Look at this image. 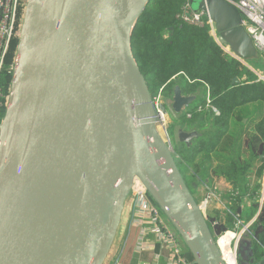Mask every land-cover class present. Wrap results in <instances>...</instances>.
Instances as JSON below:
<instances>
[{"label": "water", "instance_id": "1", "mask_svg": "<svg viewBox=\"0 0 264 264\" xmlns=\"http://www.w3.org/2000/svg\"><path fill=\"white\" fill-rule=\"evenodd\" d=\"M149 2L26 0L0 122V264H112L137 184L191 264H226L157 130L132 54V32ZM200 10L220 45L241 61L258 60L234 6L200 0ZM195 99L175 86L170 109L180 115ZM159 110L168 114L165 104ZM196 137L177 133L185 144ZM249 245L238 242V264H264Z\"/></svg>", "mask_w": 264, "mask_h": 264}, {"label": "trees", "instance_id": "2", "mask_svg": "<svg viewBox=\"0 0 264 264\" xmlns=\"http://www.w3.org/2000/svg\"><path fill=\"white\" fill-rule=\"evenodd\" d=\"M187 1L150 0L132 32V54L152 97L159 93L170 97L175 86L182 95L196 97L178 119L182 126L199 132L188 144L177 140V148L173 145L176 164L194 166L200 173L195 187L210 186L211 177L225 185L215 189L216 198L205 212L210 230L213 224L217 235L238 233L254 217L249 234L241 240L250 243L254 262L260 261L264 258V83L216 44L208 25L198 27L176 18ZM16 43L14 39L10 44L6 68L13 62ZM10 82L11 74L5 70L0 75V122ZM255 103L260 104L261 114L246 132L240 109ZM245 133L250 134L246 141ZM212 157L217 160L214 165ZM189 189L199 204L203 197Z\"/></svg>", "mask_w": 264, "mask_h": 264}, {"label": "built area", "instance_id": "3", "mask_svg": "<svg viewBox=\"0 0 264 264\" xmlns=\"http://www.w3.org/2000/svg\"><path fill=\"white\" fill-rule=\"evenodd\" d=\"M225 1L234 6L239 11L241 15V25L243 29L250 37L252 44L256 49L259 57H264V0ZM25 4L26 0H0V75L6 70L12 76V73L14 71V59L12 64L6 68L5 58L9 52L11 42L14 39H18ZM206 15V12L203 10L193 11L191 9L190 0H188L183 5V7L181 8V13L176 18L184 23L198 27L208 25L210 29V34L212 35V37H214L216 44L227 53V49H225V47L227 48V46H223L218 43L215 24ZM231 55L233 59L240 61L233 54ZM252 71L254 72V70ZM254 73L257 77V80L264 83V71L262 73ZM0 98H2L1 91ZM7 98L8 95L5 97V102L7 101ZM152 103L156 113L157 130L159 131L165 143L172 148L169 134L167 131V115H164L159 110V106L161 104H164L163 97L160 93L155 97H152ZM210 106L211 101L207 94L206 107L209 108ZM213 111L215 112V110ZM187 117H190V115H187ZM210 190L212 191H206V196L202 199V202L199 204L204 214L213 199L216 198L215 189ZM263 192L264 183L261 200L263 199ZM132 198L134 204L132 223L140 230L137 244L138 252H148L151 250V248H154L153 243L151 245L149 241L146 242V238L148 235H152L154 237V243L157 244V251L154 252L149 261H145L140 264H163V261H165V264H191V261H188L183 255L185 254V252L182 251L181 241L178 235L170 226V224H168L166 220L162 218L158 207L150 200L149 196L140 184H137L134 187ZM248 227L249 226L243 227L241 232L232 234V238L228 247L231 248L230 246L232 241L235 242L234 251L230 249L234 264H237L235 251H237L238 242L241 240V237L243 235L249 234ZM216 243L218 245V241ZM262 248L264 249V247ZM224 261L226 264H229L225 259Z\"/></svg>", "mask_w": 264, "mask_h": 264}, {"label": "rangeland", "instance_id": "4", "mask_svg": "<svg viewBox=\"0 0 264 264\" xmlns=\"http://www.w3.org/2000/svg\"><path fill=\"white\" fill-rule=\"evenodd\" d=\"M199 1L200 0H190V5H191V9L193 10V11H197V9H198V5H199ZM213 39H214V37H213ZM214 41H215V39H214ZM17 42H18V39H17ZM16 46H17V43H16ZM225 49H227V54L230 56V57H232V55L231 54H233V53H231V51L228 49V47L226 48L225 47ZM15 50H16V47H15ZM14 56H15V54H14ZM261 57V56H260ZM14 59V58H13ZM261 60H262V62H256V61H252V62H249L250 64H247L248 66H247V68L248 69H253L254 70V68H253V66H255V68H259V67H261V65H263L264 66V57H261ZM246 63H248V62H246ZM256 63V64H255ZM253 66H252V65ZM264 68V67H263ZM171 97L172 96H170V97H164L163 96V102H164V104L168 107V114L169 115H167V117H166V121H167V125H168V134H169V138H170V142H171V146H172V148H173V145L175 146V148H177V146H176V142H177V133L179 132V131H185V132H192V131H196V132H199V129L198 128H195V127H192V126H190V127H187V126H182L181 124H180V122H179V119H178V115H176L173 111H171V109H170V105H171ZM191 106H193L194 105V103H191L190 104ZM189 108V107H188ZM188 108H186V109H184V111L185 110H187ZM183 111V112H184ZM240 113H241V116L245 119V122H246V128H245V130H246V132L251 128V126L253 125V122H255L259 117H260V114H261V106H260V104H258V103H255V104H249V105H246V106H244V107H242L241 109H240ZM168 117H169V119H168ZM250 136V134L249 133H245V136H244V139H245V141L248 139V137ZM173 154H174V151H173ZM215 161H217L216 159L214 160V157H212V161H211V165H214V163H215ZM179 170H180V173H181V175H182V178H183V180L185 181V183H186V185L188 184L189 186H187L188 187V189L189 188H194V189H196V191H197V193L198 194H200V196H201V198L203 197H205L206 196V194H205V189L207 190V192H209V191H212V190H210V189H221V188H223L225 185L223 184V182L222 181H218V180H216L215 178H210V186H207V187H205L203 184H201L200 186H198V187H195V181L197 182V177H198V175L200 174L198 171H196V169H195V167L194 166H190V167H187V166H185V165H182V166H180V168H179ZM263 182H264V179H263ZM205 188V189H204ZM190 190V189H189ZM204 195V196H203ZM202 198V199H203ZM200 198H199V202H200ZM201 202H202V200H201ZM200 202V203H201ZM199 203V204H200ZM212 204V203H211ZM164 217V216H163ZM165 218V217H164ZM205 219H206V222H207V224H208V219L205 217ZM165 220H166V222L168 223V221H167V219L165 218ZM254 220V217L253 218H251V219H247V223H246V225H245V227L246 226H250L251 225V222ZM245 221V220H244ZM169 224V223H168ZM171 226V225H170ZM208 227H209V225H208ZM244 227V226H243ZM242 227V228H243ZM242 228L238 231V232H241V230H242ZM210 229V228H209ZM211 233H212V236L214 237V239H215V241L217 242L222 236H224L226 233H228V232H225V233H223L222 235H217V233H216V230H215V226H213V224H212V226H211ZM232 234L234 233V232H231ZM181 241V240H180ZM181 246H182V251H184V250H186V248H185V246H184V244L182 243V241H181ZM231 248V250L232 251H234V248H235V242H233L232 241V243H231V246H230ZM235 253H236V255H237V257H236V262H237V264H238V260H241L242 259V254H243V251H242V249L240 248V249H238L237 248V251H235Z\"/></svg>", "mask_w": 264, "mask_h": 264}, {"label": "crops", "instance_id": "5", "mask_svg": "<svg viewBox=\"0 0 264 264\" xmlns=\"http://www.w3.org/2000/svg\"><path fill=\"white\" fill-rule=\"evenodd\" d=\"M259 61L262 62L260 57L258 58L256 62H259ZM241 63L244 64L246 67L248 66L247 64H250L249 62L246 63L244 61H241ZM263 67H264L263 65H261V67L259 68H255V66H253L254 72L262 73L264 71ZM252 70L250 71L254 73ZM133 207H134V204L132 201L131 203H129L127 209L125 210V213L123 214L121 224L119 227V231L116 237L115 245H114L113 258L111 262L112 264H140L145 261L147 262L152 257L154 252L157 251V244L154 243V237L152 235H148L146 238V242L149 241L151 245L153 243L154 248L153 249L151 248V250L148 252H143V253L138 252L137 244H138L140 230L138 227L134 226L132 223ZM163 216L162 218L165 220ZM163 264H165V261H163Z\"/></svg>", "mask_w": 264, "mask_h": 264}, {"label": "bare ground", "instance_id": "6", "mask_svg": "<svg viewBox=\"0 0 264 264\" xmlns=\"http://www.w3.org/2000/svg\"><path fill=\"white\" fill-rule=\"evenodd\" d=\"M231 238H232V233L231 232L226 233L218 240V246L220 248L222 258L225 259L229 264H234L233 257L231 256V250L228 247Z\"/></svg>", "mask_w": 264, "mask_h": 264}]
</instances>
